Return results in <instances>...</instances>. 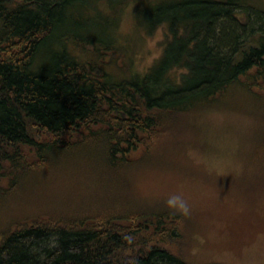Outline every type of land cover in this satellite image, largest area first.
Listing matches in <instances>:
<instances>
[{
	"label": "trees",
	"instance_id": "1",
	"mask_svg": "<svg viewBox=\"0 0 264 264\" xmlns=\"http://www.w3.org/2000/svg\"><path fill=\"white\" fill-rule=\"evenodd\" d=\"M129 8L137 30L163 37L141 73L114 33ZM214 112L246 119L238 171L172 174L226 196L227 231L205 207L184 216L167 197L129 191L144 167L180 174L179 153L206 147L201 125ZM90 147L99 170L123 173L114 209L13 221L0 232V264H221L222 252H264V0H0V209ZM206 226L227 237L199 241Z\"/></svg>",
	"mask_w": 264,
	"mask_h": 264
},
{
	"label": "rangeland",
	"instance_id": "2",
	"mask_svg": "<svg viewBox=\"0 0 264 264\" xmlns=\"http://www.w3.org/2000/svg\"><path fill=\"white\" fill-rule=\"evenodd\" d=\"M131 13V8H129L120 15L115 24L114 33L119 44L127 50L134 71L141 73L161 54V39L163 37L160 31L147 36L142 30H137ZM219 113L214 112L210 117L207 115L203 118L204 121L202 120L200 131L206 134L205 137L208 141L201 140L200 142H205L202 144H205L206 147L202 150L187 149L188 151L181 152H185V155L187 152L188 157H183L179 153L178 158L182 162L181 166L186 170L178 169L180 174H177V171H162L144 167L145 169L138 170L129 177V191L133 193L132 196L159 199L168 198L173 193H180L187 200L190 209L205 207L207 211L211 212L210 218L214 225H219L220 228L227 231V225L233 222L227 218L229 216L218 214L225 209L223 206L228 204L226 196L223 193L217 194L213 190L205 189L191 179L182 178L191 169L195 171L203 169L207 175H210L208 176L210 178L213 177L212 174L223 176L238 171L237 154L241 152L240 141H243L245 137V130L240 129L246 119L238 115ZM230 121L231 125L237 123L241 125L238 128H230L231 132L220 138L214 132L217 130L221 133L217 125L219 123L225 125ZM75 152L78 153L67 155L60 163L58 162L54 170L46 175L34 176L26 189L17 190L16 193H13L14 196L11 195L10 200L0 209V232L13 221L39 214L41 210L74 213L84 217L88 212L100 208V206H108L105 209L109 210L114 209L113 205H116L115 201L120 197L118 195L116 198V191L124 190L122 182L125 184L126 181L123 178V173L99 170V151L95 147ZM224 160L230 163L229 168ZM169 161H171L170 158ZM191 162L193 165H188ZM150 165L147 163L145 166ZM173 172L175 175L183 176L179 178L172 174ZM196 184L200 187L196 188L194 186ZM214 197H219L221 200L215 201ZM112 198L114 199L111 200ZM219 236L220 238L227 237L226 233L218 234L216 230L208 232V226H206L203 232L198 233L197 239L201 242H205V239L211 240L213 243L214 239L216 242ZM193 249L196 251V256L203 255L199 251L198 242L196 246H193ZM221 254L223 256L218 257L224 260V262H220L221 264H259L263 261L264 252L247 249L243 253H239L240 257L237 260H234L232 255L223 252Z\"/></svg>",
	"mask_w": 264,
	"mask_h": 264
},
{
	"label": "clouds",
	"instance_id": "3",
	"mask_svg": "<svg viewBox=\"0 0 264 264\" xmlns=\"http://www.w3.org/2000/svg\"><path fill=\"white\" fill-rule=\"evenodd\" d=\"M165 203L169 210H173L184 216H188L190 214V206L187 200L180 193L170 194Z\"/></svg>",
	"mask_w": 264,
	"mask_h": 264
}]
</instances>
